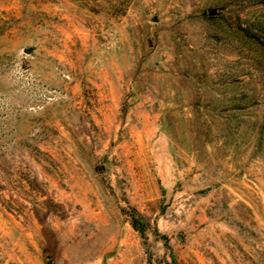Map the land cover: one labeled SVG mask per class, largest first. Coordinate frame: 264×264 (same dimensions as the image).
<instances>
[{"label": "rangeland", "instance_id": "rangeland-1", "mask_svg": "<svg viewBox=\"0 0 264 264\" xmlns=\"http://www.w3.org/2000/svg\"><path fill=\"white\" fill-rule=\"evenodd\" d=\"M0 264H264V0H0Z\"/></svg>", "mask_w": 264, "mask_h": 264}, {"label": "trees", "instance_id": "trees-1", "mask_svg": "<svg viewBox=\"0 0 264 264\" xmlns=\"http://www.w3.org/2000/svg\"><path fill=\"white\" fill-rule=\"evenodd\" d=\"M140 217H141V216H135L134 214H132V216H131V223H132V225H133L135 228L139 229V231H141V233H143L144 228H143V226L141 225V223L139 222ZM173 260H174V259H173Z\"/></svg>", "mask_w": 264, "mask_h": 264}]
</instances>
